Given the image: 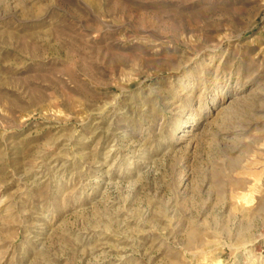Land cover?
Listing matches in <instances>:
<instances>
[{
    "label": "rangeland",
    "instance_id": "374dc122",
    "mask_svg": "<svg viewBox=\"0 0 264 264\" xmlns=\"http://www.w3.org/2000/svg\"><path fill=\"white\" fill-rule=\"evenodd\" d=\"M0 264H264V0H0Z\"/></svg>",
    "mask_w": 264,
    "mask_h": 264
}]
</instances>
